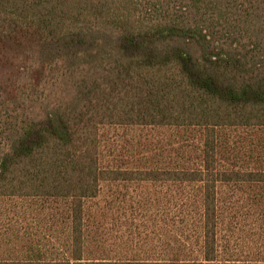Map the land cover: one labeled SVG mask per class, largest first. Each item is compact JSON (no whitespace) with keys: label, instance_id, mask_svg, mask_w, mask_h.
<instances>
[{"label":"trees","instance_id":"obj_1","mask_svg":"<svg viewBox=\"0 0 264 264\" xmlns=\"http://www.w3.org/2000/svg\"><path fill=\"white\" fill-rule=\"evenodd\" d=\"M1 208L0 264H264V0H0Z\"/></svg>","mask_w":264,"mask_h":264},{"label":"rangeland","instance_id":"obj_2","mask_svg":"<svg viewBox=\"0 0 264 264\" xmlns=\"http://www.w3.org/2000/svg\"><path fill=\"white\" fill-rule=\"evenodd\" d=\"M134 193H135L134 188L129 190V196H133L136 198L137 195H135ZM146 193L151 194L152 192L148 191ZM17 210L19 211V209ZM0 211L3 212L4 208H1ZM150 215L151 213H144V214L137 213V216H140V217H137V216L136 217L143 218L141 216H150ZM24 217L26 218V221H24L23 219L20 220L19 218H17V215L12 216V217L9 216L7 219L4 217H0V226L7 225L6 226L7 228H10L11 226L18 227V228L23 227L24 229H26V227H29L32 229L33 227L32 216H24Z\"/></svg>","mask_w":264,"mask_h":264}]
</instances>
